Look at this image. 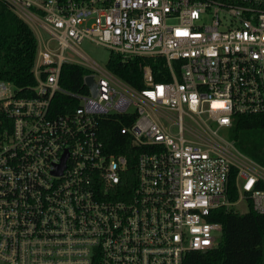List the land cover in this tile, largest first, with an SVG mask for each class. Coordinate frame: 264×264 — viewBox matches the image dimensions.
<instances>
[{"label":"built area","instance_id":"1","mask_svg":"<svg viewBox=\"0 0 264 264\" xmlns=\"http://www.w3.org/2000/svg\"><path fill=\"white\" fill-rule=\"evenodd\" d=\"M0 3L39 33L33 96L0 81L11 121L0 135V264H182L218 246V209L243 200L264 214V168L228 139L233 115L264 114V0ZM84 40L123 62L160 57L166 73L156 82L140 65L137 89L88 59ZM65 64L87 70L83 90L61 88ZM57 94L78 106L56 115ZM112 116L133 117L120 129L133 175L127 157L105 152L101 120Z\"/></svg>","mask_w":264,"mask_h":264},{"label":"trees","instance_id":"2","mask_svg":"<svg viewBox=\"0 0 264 264\" xmlns=\"http://www.w3.org/2000/svg\"><path fill=\"white\" fill-rule=\"evenodd\" d=\"M37 40L31 28L18 18L6 5L0 3V81L11 84L19 97H31L35 86L32 74ZM150 66L154 80L162 81L165 74L163 59L135 58L123 62L115 54L109 56L107 67L117 77L131 86L142 89L140 65ZM87 70L76 65L65 64L61 68L60 86L70 92L84 89L83 77ZM78 106L77 100L68 95L57 94L53 99L56 115L64 114L68 108ZM133 117L112 116L101 120V140L107 154L123 155L129 161L133 175L135 148L129 137L120 129L130 126ZM11 121L3 115L0 107V135L9 130ZM228 139L243 155L264 168V114L232 116ZM231 180L229 198L235 200L237 192ZM245 213L218 209L213 221L222 226L221 237L216 248L208 251H190L182 264H264V214L253 211L247 204Z\"/></svg>","mask_w":264,"mask_h":264},{"label":"rangeland","instance_id":"3","mask_svg":"<svg viewBox=\"0 0 264 264\" xmlns=\"http://www.w3.org/2000/svg\"><path fill=\"white\" fill-rule=\"evenodd\" d=\"M26 24L31 28V30H34L32 32H35L36 36L39 35L38 31L31 26V23L26 22ZM80 50L88 59L93 60L102 66L108 62L110 55L109 50L101 46H98L89 40H84L81 43ZM75 60L78 61L79 59L75 58ZM7 85L8 87H10L11 90L14 89L11 84H7ZM220 134L226 136V131L221 130ZM234 210L238 213H245L248 210V206L245 201L241 200L237 202V204L234 206Z\"/></svg>","mask_w":264,"mask_h":264},{"label":"water","instance_id":"4","mask_svg":"<svg viewBox=\"0 0 264 264\" xmlns=\"http://www.w3.org/2000/svg\"><path fill=\"white\" fill-rule=\"evenodd\" d=\"M85 83H86V85L89 87V89H90L92 95L94 96V95L96 94V87H95V84H94V82H93L92 77H90V76L87 77V78L85 79ZM203 252H205V251H203Z\"/></svg>","mask_w":264,"mask_h":264}]
</instances>
